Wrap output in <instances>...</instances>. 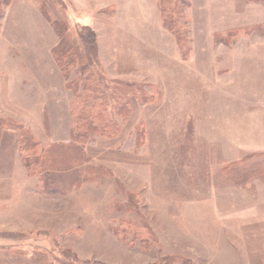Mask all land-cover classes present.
Returning <instances> with one entry per match:
<instances>
[{"label": "rangeland", "instance_id": "374dc122", "mask_svg": "<svg viewBox=\"0 0 264 264\" xmlns=\"http://www.w3.org/2000/svg\"><path fill=\"white\" fill-rule=\"evenodd\" d=\"M182 1L183 37L159 0H0V264H264V0ZM91 67L117 131L81 143Z\"/></svg>", "mask_w": 264, "mask_h": 264}, {"label": "trees", "instance_id": "16d2710c", "mask_svg": "<svg viewBox=\"0 0 264 264\" xmlns=\"http://www.w3.org/2000/svg\"><path fill=\"white\" fill-rule=\"evenodd\" d=\"M255 1H259V0H255ZM158 7L160 10L161 18L163 20V24L169 30L174 32L176 36L177 35L180 37L185 36L187 34V30L185 28V24H186L185 20L187 14L183 8V1L159 0ZM249 28L250 30L255 29L258 30L259 32H261V30L263 29L262 26L260 25H255ZM259 28H261V30H259ZM230 32L231 33L240 32V29L237 30L233 29L230 30ZM64 40L65 38H63L62 42L59 41L58 44L59 46L56 52H52V54L55 57V62L57 63L58 67L60 68L62 73L66 76L78 64V62H81L80 70H84L87 65H82L81 56L76 52L77 51L76 48L73 45H69V43L65 42ZM71 56H73V58L69 59V57ZM88 76H91L90 81H94L93 78L95 77V83L98 82L100 85H102V87L103 86L104 87L103 88L98 86L94 87L93 85L86 86L84 83L89 80V79L86 80V78H83L84 82L81 81L83 85L78 84L77 80L68 82L69 88H71V90L73 91V102L71 105V121H70L71 137L73 140L80 142L91 140L92 138L91 136H93L94 134L113 137L117 131L114 125H110L113 122L111 119L112 118L111 112H109L110 109L109 105H111L112 97L106 96V94L104 93L105 91H103L105 88H108L107 87L108 85L104 83V78L94 67H91L89 69ZM104 84H106L107 86H105ZM109 87L113 88L111 84ZM127 91L128 90L125 91L122 90L116 92V95L118 96L117 98L118 99L124 98V94ZM116 106L118 107V104H116ZM104 116L106 117L107 122H104L103 120ZM17 128L19 129L21 127L17 125ZM27 131L28 130L26 129L21 130V132H23L22 134L24 135L27 134L26 133ZM31 138L33 137L22 136L21 140L24 143V146L27 145L26 148L29 147L28 146L29 144H31ZM32 149L33 152L37 151L36 147H32ZM74 149L66 148V150H69L73 154H78L77 153L78 150H76V148ZM43 153H45L46 155V153L49 154L50 152L46 150V152L44 151ZM28 158H32V157L29 156ZM32 159L35 160L34 164L37 168L42 166L41 165L42 159H40L39 156L36 155V157ZM62 164L63 163H61L60 166ZM113 232L120 240H122L125 243H129V241L135 239V237L141 239L140 241H142L143 240L142 235H144V230L140 226L136 225V223H133L129 220H124L120 222L118 225L114 226Z\"/></svg>", "mask_w": 264, "mask_h": 264}]
</instances>
